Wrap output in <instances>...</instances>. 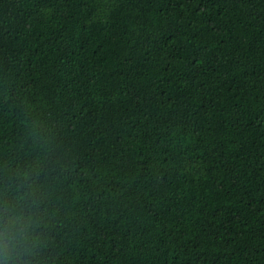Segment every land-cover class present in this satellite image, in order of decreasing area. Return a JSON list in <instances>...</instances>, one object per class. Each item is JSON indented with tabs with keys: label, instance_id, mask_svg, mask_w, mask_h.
I'll use <instances>...</instances> for the list:
<instances>
[{
	"label": "trees",
	"instance_id": "trees-1",
	"mask_svg": "<svg viewBox=\"0 0 264 264\" xmlns=\"http://www.w3.org/2000/svg\"><path fill=\"white\" fill-rule=\"evenodd\" d=\"M28 169L39 264H264V0H0V183Z\"/></svg>",
	"mask_w": 264,
	"mask_h": 264
},
{
	"label": "clouds",
	"instance_id": "clouds-1",
	"mask_svg": "<svg viewBox=\"0 0 264 264\" xmlns=\"http://www.w3.org/2000/svg\"><path fill=\"white\" fill-rule=\"evenodd\" d=\"M44 207L33 169L0 183V264H39L46 242Z\"/></svg>",
	"mask_w": 264,
	"mask_h": 264
}]
</instances>
